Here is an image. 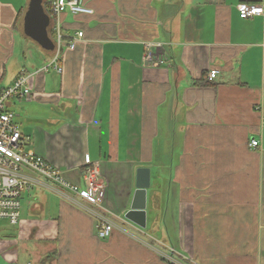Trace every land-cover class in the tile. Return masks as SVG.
Returning <instances> with one entry per match:
<instances>
[{"label": "crops", "instance_id": "crops-1", "mask_svg": "<svg viewBox=\"0 0 264 264\" xmlns=\"http://www.w3.org/2000/svg\"><path fill=\"white\" fill-rule=\"evenodd\" d=\"M82 1L93 14L50 4L53 42L57 23L84 36L65 46L62 73L36 76L31 100L10 109L37 142L27 150L69 181L83 188L98 162L105 199L97 208L35 185L19 224L0 225V264H264V14L237 9L264 0ZM29 2L0 0V48L19 32L42 66L52 52L24 32ZM146 42L162 45L163 62H144ZM140 167L151 170L146 228L125 218ZM95 211L116 223L107 239Z\"/></svg>", "mask_w": 264, "mask_h": 264}, {"label": "built area", "instance_id": "built-area-1", "mask_svg": "<svg viewBox=\"0 0 264 264\" xmlns=\"http://www.w3.org/2000/svg\"><path fill=\"white\" fill-rule=\"evenodd\" d=\"M237 9L243 19L264 14V6L260 4L241 2L237 5ZM51 11L53 15L66 11L75 15L94 13V10L86 6L82 0H53ZM54 27V49L45 64L32 72L23 70L10 86L0 90V225L2 220H6L11 226L19 224L21 197L25 191H30L39 183L46 184L63 198H69V194L72 193L77 194L79 198L97 208H101L105 199L106 185L101 177L98 162H91L86 167L83 188L69 181L62 170L42 156L27 150L29 138L23 136L16 120V113L10 109V103L15 99L31 100L36 76L50 70L62 73V54L65 46L74 49L77 40L84 36V32L79 31L76 37L69 40L58 23ZM161 47V44L146 42L144 62L150 65L163 62L165 58L161 53ZM218 74V70L212 69L208 79L214 80ZM259 143V140L252 139L250 146L257 148ZM95 214L100 218L98 236L102 239L109 238L116 229V223L97 211Z\"/></svg>", "mask_w": 264, "mask_h": 264}, {"label": "water", "instance_id": "water-1", "mask_svg": "<svg viewBox=\"0 0 264 264\" xmlns=\"http://www.w3.org/2000/svg\"><path fill=\"white\" fill-rule=\"evenodd\" d=\"M49 24L50 16L45 10L43 0H30L24 16V32L43 49L52 51L54 49V42L48 33ZM150 186V168H138L136 190L125 218L142 228H146L147 226V191Z\"/></svg>", "mask_w": 264, "mask_h": 264}, {"label": "rangeland", "instance_id": "rangeland-1", "mask_svg": "<svg viewBox=\"0 0 264 264\" xmlns=\"http://www.w3.org/2000/svg\"><path fill=\"white\" fill-rule=\"evenodd\" d=\"M14 36L16 37V39H18L15 43L13 42V44L11 43L9 45L7 43H4L1 45V48L4 49H6V47L8 48V51L4 50V52L5 51L8 52V55L5 57L7 59V61L5 62L7 77L5 81L0 83V86L2 85L3 87L10 86L12 84L11 79H13L20 71H23L24 69L29 72L35 71L40 65V62L42 60V54H43L42 50L38 47L36 43L29 40L26 41V39H24L19 32L15 33ZM27 104L28 103H26V105ZM12 109L16 113V118L20 121L23 118L21 114L23 113V111L19 109V104L16 103L14 106H12ZM24 121L26 124L27 119L24 118ZM24 130L27 131L26 125L24 127ZM27 133H29V131ZM31 133L32 132H30V134ZM36 144L37 142L36 141L34 142V138L32 135L29 139L26 148L27 147L33 148L35 147ZM35 188L34 189L32 188L30 191H25L23 193L22 203L23 200L29 198L30 195L31 196L33 195V191L35 190ZM52 200L55 202V199ZM22 213L25 216V203L24 206L22 207ZM4 224H8L9 226H11L6 220H2L1 226H3Z\"/></svg>", "mask_w": 264, "mask_h": 264}, {"label": "trees", "instance_id": "trees-1", "mask_svg": "<svg viewBox=\"0 0 264 264\" xmlns=\"http://www.w3.org/2000/svg\"><path fill=\"white\" fill-rule=\"evenodd\" d=\"M51 4V3H50ZM50 4H49V6H47V7H45V10H46V12L49 14V16L51 15V13H50ZM48 33H49V36L52 38V39H54V34H53V32L51 31V29H48ZM46 53H50L51 51L50 50H45V49H43ZM20 73H22V71L20 72Z\"/></svg>", "mask_w": 264, "mask_h": 264}]
</instances>
